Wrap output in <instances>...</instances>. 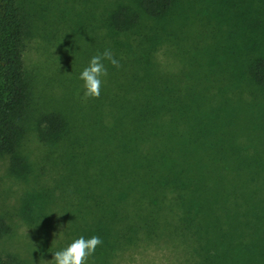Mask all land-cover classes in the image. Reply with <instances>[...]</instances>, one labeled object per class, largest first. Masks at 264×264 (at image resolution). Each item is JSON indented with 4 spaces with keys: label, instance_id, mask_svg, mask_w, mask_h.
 Returning a JSON list of instances; mask_svg holds the SVG:
<instances>
[{
    "label": "trees",
    "instance_id": "16d2710c",
    "mask_svg": "<svg viewBox=\"0 0 264 264\" xmlns=\"http://www.w3.org/2000/svg\"><path fill=\"white\" fill-rule=\"evenodd\" d=\"M197 1L0 0V156L7 157V172L12 177L24 179L32 173L21 151L27 132L32 131L44 149L42 159L52 162L53 170L58 169L62 177L61 184L50 188L49 201L54 198L53 190L63 184L66 193L75 196L76 185L69 179L74 168L90 165L91 159L103 168L102 173L113 177L96 188L99 200L95 205L103 214H97L93 225L85 229L86 239L95 235L102 240L91 256L106 257L102 264H108L128 245L144 250H162L165 245L174 257L186 256L183 244H172V238L161 232L170 223L184 244L183 237L191 239L190 257H205L198 264H264V201L256 199L257 189L252 184L260 167L256 144L264 142V115L262 119L251 117L241 111L239 102L226 100V89L235 88L242 104L243 95L253 98L256 94L261 101L259 112L264 109V53L242 49L243 25L249 23L244 19L227 22V7L210 9L224 35V45L214 52L226 56L227 65L232 61L227 67L229 82L199 87L198 93L207 92L213 98H194L193 94L182 98L174 84L180 95L176 96L171 83L172 91L153 72L164 63V41H177L182 24L201 22L198 16L210 8V4H202L197 15ZM235 13H240L236 7ZM40 19H48L53 27L43 36L45 43L54 42L58 49L55 73L74 71L71 63L65 65V57L77 65L82 55L81 68L73 72L76 80H68L69 87L63 91L71 96L80 88L82 100L77 97L74 104L34 96V73L27 72L22 53ZM226 22L232 24L228 35ZM96 32L98 40L93 37ZM103 40L113 52L117 49L114 56L120 64L132 69L130 87H125L121 100L103 98V92L98 98H83L80 73L100 53L96 45ZM75 41H82L80 49ZM69 47L77 52L70 54ZM213 63L210 61L209 70ZM105 65L108 71L115 68L107 61ZM252 106L255 103L251 101L246 105L250 111ZM240 118L241 126L243 120L252 133L233 147L229 165L226 123ZM92 134L107 146L98 156L81 145ZM244 169L251 178L250 190L239 182ZM260 183L264 187V178ZM41 191L33 192L38 201L34 213L47 200ZM26 212L23 209V214ZM239 217L244 222L237 229L234 219ZM9 232L0 217V236ZM0 264L23 263L6 255L0 256Z\"/></svg>",
    "mask_w": 264,
    "mask_h": 264
},
{
    "label": "rangeland",
    "instance_id": "374dc122",
    "mask_svg": "<svg viewBox=\"0 0 264 264\" xmlns=\"http://www.w3.org/2000/svg\"><path fill=\"white\" fill-rule=\"evenodd\" d=\"M197 3L199 4L196 7L197 15L203 9L202 4H210V8H207L206 13L198 16L201 22L182 24L181 34L177 41L173 39L164 41L161 52L163 59H165L164 63L158 68L155 67L153 72L158 75L156 78H159V81L167 82L169 90L172 91V86L175 88V85H177L182 98L192 94L194 98H213L207 92L198 93L199 87L206 84L218 87L221 83H227V80L229 82L230 72L227 67L231 65L232 61L227 65L226 56L218 55L219 51H217L218 53L214 52V50L224 45V35L219 32L215 24L216 16L210 9L213 6L215 8L216 5L227 7L226 21L229 23L235 19L247 20L249 24L243 25L245 28L243 40L245 43L242 41V49L246 51L252 49L264 53V0H198ZM67 7L70 8L69 4H67ZM235 7L239 9L240 13H235ZM129 14L131 15V13ZM227 22L226 34L228 35L232 24ZM52 28L48 19L36 21L34 34L26 43L22 53L23 64L27 72L34 73L35 98L48 101L56 99L60 104L62 102L74 104L77 97L81 98V96H78L80 88L71 96L65 95L64 92L69 87L68 80L72 78L76 80L73 72L81 68L79 62L82 61V55L78 56L77 65L65 57V65L71 63L74 71H66L64 74L61 71L55 73L59 69L56 60L58 49L54 42L51 45L45 43L46 39L43 36L45 32H51ZM58 32L62 34L64 29L60 27ZM93 37L98 40V33L96 32V36ZM75 42L79 48L82 41ZM67 44L72 45L70 41ZM96 48L100 53L105 49H109L108 41L99 42ZM68 49L72 55L77 52L75 47H69ZM110 50L113 52L112 49ZM116 50L114 49L113 54ZM119 51L121 52V50ZM210 61L214 63L209 70L208 67H211ZM177 72V81H175L174 75ZM131 73L130 65L125 63L120 64L119 68L115 67L108 71V75L102 80L100 90V93L103 92L102 97L123 99L125 97V87H130L128 78ZM168 83H171L172 86ZM78 86H80V83ZM102 87H104L103 90ZM237 91L239 89L230 87L226 89V100L239 102L242 105H240V109L243 113L262 119L264 109L259 112L261 110L259 97L256 94L253 98L243 95L242 104L239 99L241 95ZM175 95L180 96L176 88ZM249 101L255 103V106L251 108L253 111L248 110L246 107ZM240 120L241 118L226 123V160L229 165L233 162V147L245 141V134L252 133V130L246 127L243 120L241 126ZM27 134L25 143L21 145V151L22 154L25 153L26 160L31 165L32 173L25 175L24 179L12 177L7 172V157L0 156V217L5 219L10 228L8 234L0 236V256L12 255L18 262L23 264H40L41 258L45 261L51 260L55 251L62 250L81 236L85 237L86 227L93 225L97 214L98 216L103 214L101 209L95 205L99 200L96 188L101 182L111 181L113 177L102 173L103 168L91 159L90 165L79 166L76 170L74 168V174L69 179L70 184L76 185L74 188L76 195L67 194L66 184H63L58 190H53L55 200L53 198L49 201V196L52 194L50 188H54L53 184H61L62 177L60 172H57L58 169L53 170L52 162H44V159H42L44 149L40 147L42 145L32 135V131H28ZM261 137H264V133ZM81 145L83 148L86 147L89 153L95 152V156L107 150L105 142L93 134L87 136L85 141L81 142ZM256 148L260 167L256 169V179L252 181V184L257 189L256 199L264 201V187L260 183V179L264 178V142L257 143ZM94 158L96 159V157ZM239 182L244 188L251 189V178L245 172V169L240 171ZM37 191H41L47 200L43 204V208L41 210L37 209L34 213L37 200H34L32 196L33 192ZM60 191H63L62 196ZM23 209L27 211L26 214H23ZM124 211L128 213L127 210ZM43 215L45 217L42 218ZM243 222V217L234 219V226L240 229ZM168 223L170 222L168 221ZM113 226L117 228L116 225ZM161 232L167 238H172L170 239L172 244H183L186 256L182 254L174 257L173 251H170V247L165 245L161 246L162 250L151 248L144 250L140 246L128 245L124 248L126 250L121 249L117 254H114L112 256L114 258L110 259L108 264H198L205 258L190 257L191 239L183 237L186 241V244H184L176 229L171 227V223L165 224ZM134 249L137 250L133 251ZM105 258L89 257L87 264L89 262L90 264H102ZM206 264L208 263L206 262Z\"/></svg>",
    "mask_w": 264,
    "mask_h": 264
},
{
    "label": "clouds",
    "instance_id": "9594fccd",
    "mask_svg": "<svg viewBox=\"0 0 264 264\" xmlns=\"http://www.w3.org/2000/svg\"><path fill=\"white\" fill-rule=\"evenodd\" d=\"M105 61L113 67H120V62L115 58L113 52L110 49H105L102 53L94 55L88 66L80 73L79 79L83 82V98L85 100L100 96L102 79L108 75ZM101 244L102 240L98 236L93 235L87 239L81 236L62 250L55 251L51 260L45 261L41 258L40 264H87L88 258Z\"/></svg>",
    "mask_w": 264,
    "mask_h": 264
}]
</instances>
